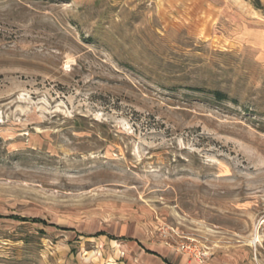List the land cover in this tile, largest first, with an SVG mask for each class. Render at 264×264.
I'll list each match as a JSON object with an SVG mask.
<instances>
[{"label": "rangeland", "instance_id": "rangeland-1", "mask_svg": "<svg viewBox=\"0 0 264 264\" xmlns=\"http://www.w3.org/2000/svg\"><path fill=\"white\" fill-rule=\"evenodd\" d=\"M146 250L264 264V0H0V264Z\"/></svg>", "mask_w": 264, "mask_h": 264}, {"label": "trees", "instance_id": "trees-1", "mask_svg": "<svg viewBox=\"0 0 264 264\" xmlns=\"http://www.w3.org/2000/svg\"><path fill=\"white\" fill-rule=\"evenodd\" d=\"M213 95H214L215 98H217V99H219V100L225 98V95H224L223 93H221L220 91H214V92H213ZM147 251L150 252V253L155 254L154 252H151V251H149V250H147Z\"/></svg>", "mask_w": 264, "mask_h": 264}, {"label": "crops", "instance_id": "crops-1", "mask_svg": "<svg viewBox=\"0 0 264 264\" xmlns=\"http://www.w3.org/2000/svg\"><path fill=\"white\" fill-rule=\"evenodd\" d=\"M145 252L150 253V252H148L147 250H146ZM150 254H153V253H150ZM153 255H155V256H157L158 258H160L163 264H171V263H169L165 258H162L161 256L157 255L156 253L153 254Z\"/></svg>", "mask_w": 264, "mask_h": 264}]
</instances>
